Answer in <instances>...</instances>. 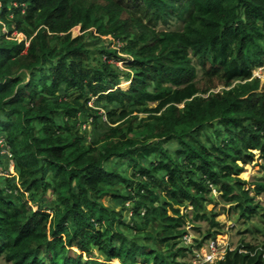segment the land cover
Instances as JSON below:
<instances>
[{"label":"trees","instance_id":"trees-1","mask_svg":"<svg viewBox=\"0 0 264 264\" xmlns=\"http://www.w3.org/2000/svg\"><path fill=\"white\" fill-rule=\"evenodd\" d=\"M174 19L181 28L167 25ZM94 36L115 39L93 57L99 68L91 66ZM258 67L264 0H0V131L9 152L0 164L12 161L20 182L0 183V257L192 264L183 260L192 248L179 246L187 207L193 220L209 219L217 230L208 237H216L221 223L205 208L213 186L242 210L251 205L249 186L264 190L243 180L238 164L254 162V150L264 161ZM120 77L130 83L117 86ZM91 96L109 105V127L88 141L76 121L84 115L96 125L104 116ZM126 161L130 175L120 172ZM49 192L54 205L43 208ZM107 195L133 201V220L119 223L134 239L116 229L117 212L101 202ZM244 247L214 264H264L260 251Z\"/></svg>","mask_w":264,"mask_h":264},{"label":"rangeland","instance_id":"rangeland-1","mask_svg":"<svg viewBox=\"0 0 264 264\" xmlns=\"http://www.w3.org/2000/svg\"><path fill=\"white\" fill-rule=\"evenodd\" d=\"M167 25H169L172 29H179L182 26V22L178 19H174ZM159 27H163V25L160 24ZM3 30H5V28H3ZM79 33V26L72 28L73 36H76ZM12 36L14 38H18L19 40L26 39L24 34L18 33L16 30H14ZM114 42L115 40L111 39L109 36L103 37L101 39L98 36H94L89 40L88 44L92 50L91 66H95L97 68L100 67L99 63L93 57H97L100 50L104 47L113 48L112 46H114ZM112 61L114 65L118 66V71H122L123 74L128 72L124 66L125 61L115 59H112ZM198 74H201V72ZM254 75L259 76L261 78V83H263L264 67H258L254 69ZM120 78V83L117 86L121 87V84L123 86H127L130 83V81L126 79H124L125 82L122 83L123 78ZM221 88L222 86H218L214 88V91H218ZM89 105L99 108L101 112H105L106 107H109L105 101L98 102L95 96H91ZM81 118L77 120L76 123L81 128L80 130L85 134L88 141L96 140L109 127L105 122L106 120L104 117H102L100 122L96 125L93 123V120L90 117H85L83 115ZM4 138V132L0 131V155H2L3 158L9 155V152L6 150L7 148L4 145ZM176 145V142L173 141L171 143H167L165 146L169 148L170 151H173ZM254 153H256V160L254 162H238V164L242 167V172L239 176L249 184H255L256 182L264 183V167L262 165L264 164V161L261 159V157H259L258 151L254 150ZM3 160L5 163V159ZM4 163L0 164V183H3L4 180L8 178L11 182H15L16 184L20 185L18 180V171L15 168L14 163L10 161L7 168H5ZM112 164L113 163H110V165ZM132 171V166L129 165L127 161L120 165V172L122 174L130 175ZM118 186L122 188V196L126 195L127 193L125 190H123V185L119 184ZM255 188L256 186H249V194L252 196L251 205L249 210H242L237 209L235 206H231V204H225V199H223L221 196L222 192L215 186L212 187L209 196H212L215 200L212 202H207L205 204V208L208 212V215L211 214V211H214L216 213V220L221 223V226L219 227V233L216 234V237H213L212 235L208 237V234H212L217 230L216 228H212L210 226L209 219L193 220L191 218L193 214L191 211L192 207L188 206L187 209L189 211V221L183 227L188 232V237L186 238L183 236L179 246L188 248L191 247L192 249L187 253V256L183 260L192 264H214L220 259L219 256H221L224 252H228V250L239 249L240 252L245 251L243 249L245 248L244 245L254 246L255 248L253 253L260 251L258 253H261L262 258L264 259V190L257 194L255 192ZM235 191L238 192L237 189H235ZM49 194L50 192L48 195H43V197H41L42 199L40 204L43 208H50L52 205H54L53 200H51V198L54 196ZM101 202L104 203L105 206H108L117 212L118 215L116 216V222L114 224L116 229L125 233L128 238L134 239L135 234L133 230L127 226H124V224L119 223L121 219L123 222L127 223L133 220H131L133 201L124 200L122 197L120 199H116L110 195H107L101 199ZM192 223L195 225V228L191 227L190 224ZM199 242H202L200 247H198ZM209 245H215L217 247L216 252H214V250H210ZM179 246L177 245L174 248V251ZM94 254L96 256L99 255L97 250L94 251ZM207 258H209L210 261L204 262V259ZM0 264L13 263L5 260L4 257H0Z\"/></svg>","mask_w":264,"mask_h":264},{"label":"built area","instance_id":"built-area-1","mask_svg":"<svg viewBox=\"0 0 264 264\" xmlns=\"http://www.w3.org/2000/svg\"><path fill=\"white\" fill-rule=\"evenodd\" d=\"M103 37H107V36H103ZM109 37H111V39H113L112 36H109ZM113 40H115V39H113ZM112 47H113V48L115 47V42H114V46H112ZM111 62H113V61L111 60ZM100 112H101V111H100ZM101 113L104 115L105 112H101ZM103 117H104V119L106 120V116L104 115ZM4 145H5V142H4ZM5 147H6V145H5ZM6 148H7V147H6ZM6 150L8 151V148H7ZM185 237L187 238L188 235L186 234ZM188 241H190V240H188ZM188 241H187V242H188ZM209 247H210V250H214V252H216L217 247H216L215 245H209ZM225 254H226V252H224L221 256H219V258H220V259L223 258V257L225 256ZM206 261H210L209 258L204 259V262H206Z\"/></svg>","mask_w":264,"mask_h":264}]
</instances>
